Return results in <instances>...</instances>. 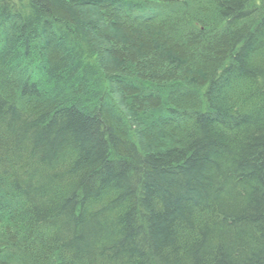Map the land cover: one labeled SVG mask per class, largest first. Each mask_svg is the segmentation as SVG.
Returning <instances> with one entry per match:
<instances>
[{
    "label": "trees",
    "instance_id": "trees-1",
    "mask_svg": "<svg viewBox=\"0 0 264 264\" xmlns=\"http://www.w3.org/2000/svg\"><path fill=\"white\" fill-rule=\"evenodd\" d=\"M131 1L0 0V264H264V0Z\"/></svg>",
    "mask_w": 264,
    "mask_h": 264
},
{
    "label": "bare ground",
    "instance_id": "bare-ground-1",
    "mask_svg": "<svg viewBox=\"0 0 264 264\" xmlns=\"http://www.w3.org/2000/svg\"><path fill=\"white\" fill-rule=\"evenodd\" d=\"M129 4L135 6L134 14L136 17L146 18V19L147 18H153V17H161L163 10L166 7H168V5H165V4L163 5V4L159 3L158 1H151V0H143V1H137V2L131 1V2H129ZM2 43H3V45L0 48V51L4 50V48L6 46L5 36L2 39ZM37 53H39L38 50H37ZM34 58H36V57L34 56ZM21 64L24 65L23 62ZM43 66L44 65L41 66L42 70H43V68H42Z\"/></svg>",
    "mask_w": 264,
    "mask_h": 264
}]
</instances>
